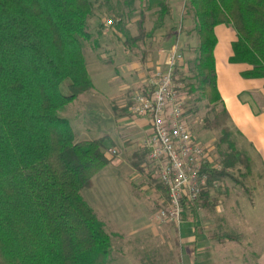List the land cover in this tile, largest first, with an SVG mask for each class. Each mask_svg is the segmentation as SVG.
<instances>
[{
    "label": "trees",
    "instance_id": "1",
    "mask_svg": "<svg viewBox=\"0 0 264 264\" xmlns=\"http://www.w3.org/2000/svg\"><path fill=\"white\" fill-rule=\"evenodd\" d=\"M188 2L208 103L221 100L213 58L216 25L234 29L229 61L252 66L242 76L264 77V0ZM162 12L170 14L166 1ZM92 16L91 0H0V264L107 262L111 236L81 190L111 159L101 150L102 139H77L58 114L93 88L80 44L91 37ZM230 166L204 168L208 183L228 175ZM207 192L201 194L205 199ZM187 208L192 211L184 202Z\"/></svg>",
    "mask_w": 264,
    "mask_h": 264
},
{
    "label": "rangeland",
    "instance_id": "2",
    "mask_svg": "<svg viewBox=\"0 0 264 264\" xmlns=\"http://www.w3.org/2000/svg\"><path fill=\"white\" fill-rule=\"evenodd\" d=\"M91 1L93 16L87 21L91 37L80 39V44L88 75L126 72L122 75L126 87L108 98L116 115L121 116L122 110L126 109L127 117L133 119L129 111L132 95L148 88L153 74L165 64L164 55L175 46L181 54L176 71L181 86L179 94L183 97L185 117L192 135L211 148V163L216 170L231 163L225 169L228 175L210 181L208 187H217L215 191L221 198L229 185H238L247 193L263 180L264 174L251 162L243 141L229 125L220 104L208 103L202 94V76L196 66L199 52L197 21L188 0ZM163 1L170 6V14L162 12ZM109 19L113 22L107 25ZM99 27L103 28L102 35L97 32ZM129 72L134 73L130 75ZM79 96L58 111L59 116L67 117L79 139L81 136L102 139L99 137L110 134V128L121 130L117 124L109 123L102 97L93 93L83 94L78 99ZM121 104L124 109L118 107ZM116 148L110 144L101 149L111 163L94 176L91 187L81 190L83 199L111 236L106 264H180L183 251L179 225L158 223L153 219L162 199L166 198L165 188L152 168L142 167L147 163L143 152L133 157L128 155L133 167L131 171L125 163L119 164L120 152ZM112 149L117 153L112 154ZM138 162L144 163L136 168L134 163ZM130 190L135 197L133 204ZM121 211L132 212L131 217H137L139 226L134 233L132 230L122 232L111 219L107 220Z\"/></svg>",
    "mask_w": 264,
    "mask_h": 264
},
{
    "label": "crops",
    "instance_id": "3",
    "mask_svg": "<svg viewBox=\"0 0 264 264\" xmlns=\"http://www.w3.org/2000/svg\"><path fill=\"white\" fill-rule=\"evenodd\" d=\"M214 33L216 86L221 98L218 103L227 112L229 125L239 134L251 162L264 174V77L245 78L242 73L252 66L229 61L233 55L232 43L237 40L230 25H216ZM123 73L126 72L89 73L93 88L78 99L87 93L102 97L110 120L107 121L117 124L121 130L110 128V134L99 138L103 139L105 148L110 144L116 145L120 152L119 164L125 163L132 171L128 155L133 157L145 152L142 144L150 134V125L147 117L130 119L124 110L118 117L119 114L116 115L114 107L109 104V95L126 87L125 81L122 82ZM133 73L129 72L130 75ZM118 107L124 109L123 104ZM81 138L78 139L92 140ZM240 189L238 185H229L219 198L215 191L217 187L208 188L207 199L201 196L195 205H189L192 211L184 209L178 226L183 251L180 264H264V177L247 193ZM149 190L153 192L154 189ZM129 195L133 204L135 197L131 190ZM131 214L121 211L116 217L106 218L111 219L116 229L134 233L139 225L137 217H131Z\"/></svg>",
    "mask_w": 264,
    "mask_h": 264
},
{
    "label": "built area",
    "instance_id": "4",
    "mask_svg": "<svg viewBox=\"0 0 264 264\" xmlns=\"http://www.w3.org/2000/svg\"><path fill=\"white\" fill-rule=\"evenodd\" d=\"M112 22L109 19L106 24ZM180 63L181 54L173 46L163 68L153 74L148 88L132 95L129 107L133 118L149 120L150 134L142 144L147 160L143 167L152 168L166 190L153 219L177 226L184 202L195 205L209 188V172L203 169H216L211 163V148L196 140L188 126L176 72ZM110 152L116 154L117 150Z\"/></svg>",
    "mask_w": 264,
    "mask_h": 264
}]
</instances>
